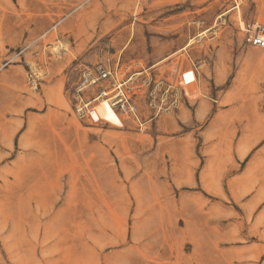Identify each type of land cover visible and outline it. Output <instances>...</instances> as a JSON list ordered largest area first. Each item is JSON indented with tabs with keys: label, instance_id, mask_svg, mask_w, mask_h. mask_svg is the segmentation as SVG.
<instances>
[{
	"label": "rangeland",
	"instance_id": "rangeland-1",
	"mask_svg": "<svg viewBox=\"0 0 264 264\" xmlns=\"http://www.w3.org/2000/svg\"><path fill=\"white\" fill-rule=\"evenodd\" d=\"M238 11L264 22V0H0V264H264Z\"/></svg>",
	"mask_w": 264,
	"mask_h": 264
},
{
	"label": "built area",
	"instance_id": "built-area-1",
	"mask_svg": "<svg viewBox=\"0 0 264 264\" xmlns=\"http://www.w3.org/2000/svg\"><path fill=\"white\" fill-rule=\"evenodd\" d=\"M240 31L243 32L244 34V40L246 43H248L251 46L257 47V48H264V22H258V23H251V24H243V27L238 26ZM112 79L113 83L114 79H115V72H111L110 70H102L98 77L95 79H90L89 84H95L96 81L99 80H106V79ZM125 82H117L116 84H114V89L117 90V94L115 96H113L111 98L112 103H114V105H119L124 111H128L131 112L132 114L134 113V107L132 105H130V103L128 102V98L125 94V91H123V85L126 83ZM119 83H122L119 86ZM107 91L106 87L103 86H99V90L97 92L96 95H94L90 100L86 101L83 104V107L87 108V106L89 105V102L94 100L97 97H108V95L106 94ZM88 104V105H87ZM82 109V108H81ZM134 115V114H133Z\"/></svg>",
	"mask_w": 264,
	"mask_h": 264
},
{
	"label": "bare ground",
	"instance_id": "bare-ground-1",
	"mask_svg": "<svg viewBox=\"0 0 264 264\" xmlns=\"http://www.w3.org/2000/svg\"><path fill=\"white\" fill-rule=\"evenodd\" d=\"M235 18H236V21L238 22V26H241V27H243V24H244V22H243V20H242V17H241V14H240V12L238 11V12H236L235 13ZM241 33V32H240ZM260 49V51H264V48H259ZM258 49V50H259ZM119 82V81H118ZM122 83H119V86L121 85ZM114 90H116V89H112L111 91H114ZM111 91H109V92H111ZM108 93V92H107Z\"/></svg>",
	"mask_w": 264,
	"mask_h": 264
},
{
	"label": "crops",
	"instance_id": "crops-1",
	"mask_svg": "<svg viewBox=\"0 0 264 264\" xmlns=\"http://www.w3.org/2000/svg\"><path fill=\"white\" fill-rule=\"evenodd\" d=\"M120 264H132V263L131 262H127V260H125V261L121 262Z\"/></svg>",
	"mask_w": 264,
	"mask_h": 264
}]
</instances>
